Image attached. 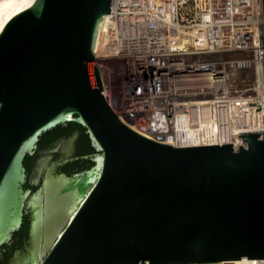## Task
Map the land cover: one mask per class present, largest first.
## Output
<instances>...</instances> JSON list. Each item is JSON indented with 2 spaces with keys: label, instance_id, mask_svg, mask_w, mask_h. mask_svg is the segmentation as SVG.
I'll list each match as a JSON object with an SVG mask.
<instances>
[{
  "label": "water",
  "instance_id": "obj_1",
  "mask_svg": "<svg viewBox=\"0 0 264 264\" xmlns=\"http://www.w3.org/2000/svg\"><path fill=\"white\" fill-rule=\"evenodd\" d=\"M111 1L0 0V249L32 209L25 159L43 135L77 123L96 152L71 181L80 199L42 259L38 237L11 264L263 261L264 132L178 148L123 122L92 67Z\"/></svg>",
  "mask_w": 264,
  "mask_h": 264
},
{
  "label": "built area",
  "instance_id": "obj_2",
  "mask_svg": "<svg viewBox=\"0 0 264 264\" xmlns=\"http://www.w3.org/2000/svg\"><path fill=\"white\" fill-rule=\"evenodd\" d=\"M110 6L96 53L125 61L126 103L113 108L123 122L164 143L155 131L179 118L235 111L264 118V0H112Z\"/></svg>",
  "mask_w": 264,
  "mask_h": 264
},
{
  "label": "flooded vegetation",
  "instance_id": "obj_3",
  "mask_svg": "<svg viewBox=\"0 0 264 264\" xmlns=\"http://www.w3.org/2000/svg\"><path fill=\"white\" fill-rule=\"evenodd\" d=\"M65 126V128H68ZM55 130V129H54ZM82 131L74 130L61 136L43 135L33 154L27 156L24 161V167L27 172L26 183L23 186L24 191H30L33 196L32 209L24 214V223L26 219L30 220L29 239L25 246L14 251V255H21L24 251L28 252L34 243L35 238H40L41 245H45L47 240L53 236L55 231L67 218L75 202L80 199L78 190L70 187L71 181L78 175H84L94 166L92 158L96 156V152L88 155H78L77 149L81 144ZM87 134V133H85ZM57 147L50 151L51 146ZM65 145H67L65 147ZM91 146V143H90ZM93 147V146H91ZM46 152V153H45ZM48 156V159L39 168L40 158ZM78 162V168L72 169L73 165ZM88 163H91L88 164ZM38 167L40 171L36 179H33V169ZM82 168H89L81 171ZM85 181V180H84ZM87 181V180H86ZM41 187L40 193H37ZM44 219V225L35 227L36 211ZM23 223V224H24ZM4 247L0 249V258L3 259ZM13 256L8 260L7 264H11Z\"/></svg>",
  "mask_w": 264,
  "mask_h": 264
},
{
  "label": "bare ground",
  "instance_id": "obj_4",
  "mask_svg": "<svg viewBox=\"0 0 264 264\" xmlns=\"http://www.w3.org/2000/svg\"><path fill=\"white\" fill-rule=\"evenodd\" d=\"M108 23L109 18L105 17L104 23L99 29L101 31L100 36L107 31ZM100 36L96 48L98 54H100ZM263 130L264 118L245 117L235 111L231 116L222 118L211 117L206 120L195 121L179 118L176 125L170 127L169 130H165V132L162 130L155 131V139L162 140L164 143L166 142L178 148L235 145L241 144L240 133H258ZM216 264H264V260L242 259Z\"/></svg>",
  "mask_w": 264,
  "mask_h": 264
},
{
  "label": "rangeland",
  "instance_id": "obj_5",
  "mask_svg": "<svg viewBox=\"0 0 264 264\" xmlns=\"http://www.w3.org/2000/svg\"><path fill=\"white\" fill-rule=\"evenodd\" d=\"M95 66L99 67L103 73L106 98L111 101L112 107L119 111L126 103L125 82L122 74L125 61L99 57L92 67ZM43 247L41 245L39 260L42 259Z\"/></svg>",
  "mask_w": 264,
  "mask_h": 264
},
{
  "label": "trees",
  "instance_id": "obj_6",
  "mask_svg": "<svg viewBox=\"0 0 264 264\" xmlns=\"http://www.w3.org/2000/svg\"><path fill=\"white\" fill-rule=\"evenodd\" d=\"M76 129L81 130L83 133L81 144L77 149L78 155H88L95 153L94 148L90 146L91 142L89 136L85 134L86 129L77 123L70 124L68 128H65V126H59L55 130L49 131V133L46 134V137L66 135L67 133H72ZM88 164L91 165V163ZM74 168H78V162L73 165L72 169ZM29 233L30 220H28L27 218L22 228L13 235L12 244H7V246L4 247L5 252L3 255V259L0 258V264H7L8 260L13 256L14 251L25 246L26 241L29 239Z\"/></svg>",
  "mask_w": 264,
  "mask_h": 264
}]
</instances>
